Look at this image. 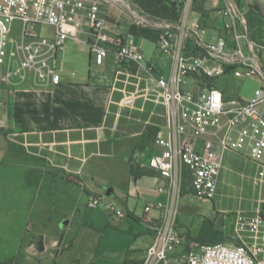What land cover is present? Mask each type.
I'll use <instances>...</instances> for the list:
<instances>
[{
    "label": "built area",
    "instance_id": "1",
    "mask_svg": "<svg viewBox=\"0 0 264 264\" xmlns=\"http://www.w3.org/2000/svg\"><path fill=\"white\" fill-rule=\"evenodd\" d=\"M199 1L183 0L178 22L154 20L128 4L134 26L159 31L158 52L171 61L168 73L159 74L133 41L136 35L112 33L104 10L108 0H0V129L7 127L2 117L7 87L31 77L44 87L60 85L58 53L70 40L88 45L96 65L113 55L117 79L126 77L132 87L121 106L132 108L142 98L163 110L160 134L146 161L166 183L159 193L179 192L186 170L195 196L214 199L227 152L258 166L252 177L256 209L252 215L239 212L234 220L241 244L189 241L166 221L157 228L144 264H264V44L252 38L246 12L234 0L210 10L206 24L188 20L187 12ZM210 32L215 37L208 39ZM228 74L256 79L260 87L254 97L231 100L214 83ZM88 208L124 216L99 197H90ZM183 246L190 253L179 263L170 253Z\"/></svg>",
    "mask_w": 264,
    "mask_h": 264
},
{
    "label": "crops",
    "instance_id": "2",
    "mask_svg": "<svg viewBox=\"0 0 264 264\" xmlns=\"http://www.w3.org/2000/svg\"><path fill=\"white\" fill-rule=\"evenodd\" d=\"M223 6L222 0H204L207 12ZM186 16L202 21L193 6ZM109 24L111 31L121 26ZM132 35L128 27L122 36ZM59 56L67 52L58 53V61ZM168 59L158 53L148 61L165 74ZM90 65L96 74H61L58 86L44 87L31 77L7 87V127L0 135L8 143L0 146V264H144L166 221L187 239L180 214H190L196 200L210 201L195 196L188 182L179 192H158L166 183L146 167V153L138 147L148 127L158 129L162 108L142 98L132 108L121 106L132 87L126 77L117 79L113 55L99 66L90 53ZM90 197L124 216L88 208ZM215 211L217 218L228 212ZM215 229L210 221L208 230Z\"/></svg>",
    "mask_w": 264,
    "mask_h": 264
},
{
    "label": "rangeland",
    "instance_id": "3",
    "mask_svg": "<svg viewBox=\"0 0 264 264\" xmlns=\"http://www.w3.org/2000/svg\"><path fill=\"white\" fill-rule=\"evenodd\" d=\"M111 2L104 7L107 14L108 21H114L117 26L112 27V32L115 34L126 35L128 33V27H134L137 31L147 29L151 31H157L145 27L134 26V15L129 11L128 4L133 10L150 16L140 6L135 4L132 0H108ZM174 1V0H167ZM241 10L246 12V19L251 32L257 41L264 44V0H234ZM193 17V16H192ZM154 20H164L161 18H153ZM19 27L20 24H17ZM159 31H157L158 33ZM155 32L154 35L157 36ZM137 34V33H136ZM158 37V36H157ZM137 44L142 48L146 59H151L157 55V44L146 39H137ZM65 51L67 57L63 58L59 56L60 72L62 75H74L80 78H88L90 73L96 74V67L90 65V47L85 44H79L78 42L69 41L66 45ZM165 59H168L165 57ZM169 61V59H168ZM171 62V61H170ZM63 63V64H62ZM215 85L224 91L231 99L240 98L244 101H249L254 97V93L257 88L260 87V83L256 79L250 78H235L233 75H226L222 78L214 81ZM191 85V80L189 81ZM4 134V133H1ZM0 134V135H1ZM6 142L4 136H0V146ZM8 144V143H7ZM144 144L139 145L138 151L146 153V161L149 160V154L153 149V144L148 145L146 150H141ZM1 152V150H0ZM148 154V155H147ZM258 166L255 162L242 154L233 152H227L223 157V170L219 184L217 185V191L214 199L208 202H202L196 200L192 204L191 213H181L179 216L180 221L188 229H182V233L188 232L190 236L187 239L189 241H199L205 243L204 240H209L211 243H229V244H241V240L238 237V233L235 229V216L241 212L246 215H252L257 206L258 191L254 187L252 177L255 175ZM102 209V208H100ZM215 210H228L226 214L219 215L217 218ZM264 216V211L262 213ZM208 218V221H206ZM216 228L213 231H209L208 227L210 221ZM65 223V221H63ZM201 227H205L203 235L200 238H195ZM190 253L188 246L179 247L170 253L177 257L179 263H184L187 256Z\"/></svg>",
    "mask_w": 264,
    "mask_h": 264
},
{
    "label": "trees",
    "instance_id": "4",
    "mask_svg": "<svg viewBox=\"0 0 264 264\" xmlns=\"http://www.w3.org/2000/svg\"><path fill=\"white\" fill-rule=\"evenodd\" d=\"M135 4L140 6L145 12L151 15V18H161L164 20L178 22L182 16V10L184 6L183 0H174V1H167V0H132ZM193 9L202 15V22L206 24V19L209 17L210 11H206L204 9V0L199 2H195L193 5ZM251 28V27H250ZM251 30V29H250ZM130 32L136 35L138 38L150 40L152 42H157L158 35L157 31H151L147 29H143L137 31L134 27L130 28ZM155 32L157 36L154 35ZM137 33V34H136ZM252 33V32H251ZM252 38L257 41V39L253 36ZM3 133V130L0 129V134ZM160 134V130L154 127H148L143 136L141 137V142L139 145L144 144L141 147V150H146L148 145L154 144L156 138ZM146 146V147H145ZM188 182L190 183L189 173L184 170L183 174V185Z\"/></svg>",
    "mask_w": 264,
    "mask_h": 264
}]
</instances>
